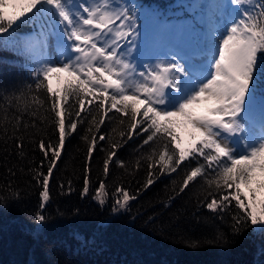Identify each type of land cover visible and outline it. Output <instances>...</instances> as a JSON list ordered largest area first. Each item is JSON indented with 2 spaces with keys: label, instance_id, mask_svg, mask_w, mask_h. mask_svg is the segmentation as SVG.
<instances>
[{
  "label": "snow or ice",
  "instance_id": "snow-or-ice-1",
  "mask_svg": "<svg viewBox=\"0 0 264 264\" xmlns=\"http://www.w3.org/2000/svg\"><path fill=\"white\" fill-rule=\"evenodd\" d=\"M175 7L181 10L170 17L155 10L145 13L143 0H0V50L20 57L31 78L11 90L0 88V100L35 92L32 102L43 107L39 92L44 90L56 118L57 141L41 139L38 145L44 157L40 169L46 161V171L32 170L41 188V211L35 216L41 226L48 223L43 209L51 199L50 180L66 136L77 132L78 122L88 121L87 130L95 126L99 132L105 120L111 125L127 119L123 142L143 136L140 148L149 146L148 159L158 155L148 164L145 190L156 177L185 165L177 195L200 177L207 195L198 207L221 221L230 217L233 235L253 226L254 233L264 235V182L251 188L255 174H264V0H178ZM149 27L159 43L146 39ZM20 127L17 118L16 131ZM12 138L22 149L19 138ZM98 140L105 135L91 137L82 197L89 193V165ZM119 147L110 146L105 177ZM157 165L160 171L154 173ZM67 191H72L71 182ZM116 192L122 200L115 199V213L126 211L137 198L124 188ZM101 193L103 180L94 197L103 206ZM0 197L8 199L3 192ZM202 239L209 246L228 243L223 231ZM186 246L197 249L200 238Z\"/></svg>",
  "mask_w": 264,
  "mask_h": 264
},
{
  "label": "trees",
  "instance_id": "trees-1",
  "mask_svg": "<svg viewBox=\"0 0 264 264\" xmlns=\"http://www.w3.org/2000/svg\"><path fill=\"white\" fill-rule=\"evenodd\" d=\"M177 2L143 0V4L161 13L180 11L175 7ZM23 65L20 57L0 50V88L11 90L31 82ZM36 94L0 100V192L8 196V199L0 197V264H264L261 251L264 235L254 233L255 226L242 228L239 234L233 235L230 217L221 221L206 208L198 207V202L207 195L200 177L177 195L187 171L185 165L176 173L156 177L155 183L145 190L148 164L158 160V155L148 159L149 146L140 148L143 136L123 142L120 133L127 129V119L124 124L117 121L111 125L105 120L99 132L95 126L89 132L88 121L78 122L77 132L66 136L65 149L50 180L51 199L43 209L48 223L41 226L35 219L41 211V188L32 179V170L46 171V161L40 169L44 157L39 141L55 143L58 132L55 114L50 109L51 99L41 90L39 96L44 106L39 107L32 102ZM33 111L35 116L31 115ZM17 118H20L19 131H16ZM99 118L97 114L96 119ZM23 124L29 127L25 129ZM101 134L105 140H98L97 151L93 152L89 193L82 197L87 149L91 137L95 135L98 139ZM13 136L23 143L22 149L16 148ZM112 144L120 147L105 177L103 162ZM156 148L159 152L160 146ZM121 162L124 167H120ZM152 171L159 172V165ZM102 180L105 183V193L100 194L105 200L103 206L94 198ZM61 184L65 185L63 191ZM117 188H124L129 195L137 194L135 200H130L128 209L120 213L112 211L115 199L122 200ZM242 191L251 195L243 188ZM217 231L226 234V246H209L202 239ZM83 238H87L86 244ZM195 238H200L201 246L194 250L186 245Z\"/></svg>",
  "mask_w": 264,
  "mask_h": 264
},
{
  "label": "rangeland",
  "instance_id": "rangeland-1",
  "mask_svg": "<svg viewBox=\"0 0 264 264\" xmlns=\"http://www.w3.org/2000/svg\"><path fill=\"white\" fill-rule=\"evenodd\" d=\"M11 2H12V0H9V3H11ZM143 5H144V9H143V10H144L145 13H150V12L153 11V10L157 11L154 7H151V6L146 5V4H143ZM6 10H7L9 13H11V12L13 11V9H12L11 7H9V8L6 9ZM174 13H175V12H171V13H170V12H167V13H164V14H167V15H169V16L171 17L172 14H174ZM149 23H150V22H149ZM25 31H31V29H26ZM25 31H24V30H21V33L25 32ZM147 31H148V35H147L146 39L148 40V42H149L150 44H157V43H159V42L157 41L156 36L154 35V33H153L151 27H149ZM53 86H54V87H58V85H57V83H56L55 80L53 81ZM198 114H203V109H199V110H198ZM185 138L187 139V137H185ZM261 182H264V174H261V173L257 172V173L255 174V179H254V181H253V184L251 185V188H257L258 185H259V183H261ZM241 187L250 193V190H249L248 187H246V186H244V185H241Z\"/></svg>",
  "mask_w": 264,
  "mask_h": 264
}]
</instances>
